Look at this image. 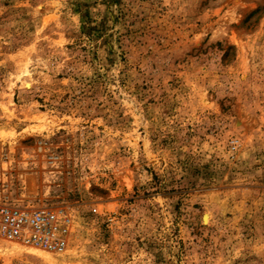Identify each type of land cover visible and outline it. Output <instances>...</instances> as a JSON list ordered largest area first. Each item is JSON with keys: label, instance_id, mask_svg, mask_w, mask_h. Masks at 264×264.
I'll list each match as a JSON object with an SVG mask.
<instances>
[{"label": "rangeland", "instance_id": "1", "mask_svg": "<svg viewBox=\"0 0 264 264\" xmlns=\"http://www.w3.org/2000/svg\"><path fill=\"white\" fill-rule=\"evenodd\" d=\"M0 203L70 219L0 264H264V0H0Z\"/></svg>", "mask_w": 264, "mask_h": 264}, {"label": "built area", "instance_id": "2", "mask_svg": "<svg viewBox=\"0 0 264 264\" xmlns=\"http://www.w3.org/2000/svg\"><path fill=\"white\" fill-rule=\"evenodd\" d=\"M69 233L70 219L62 210L0 203V237L5 240L61 254Z\"/></svg>", "mask_w": 264, "mask_h": 264}, {"label": "bare ground", "instance_id": "3", "mask_svg": "<svg viewBox=\"0 0 264 264\" xmlns=\"http://www.w3.org/2000/svg\"><path fill=\"white\" fill-rule=\"evenodd\" d=\"M205 219H206V217H204V220H205ZM14 248H16V247H9L8 250H6V251H9V252H10L11 250H14ZM6 249H7V248H6ZM32 251H33V252H43L42 250H39V249L32 250ZM46 256H48L47 253H46Z\"/></svg>", "mask_w": 264, "mask_h": 264}]
</instances>
